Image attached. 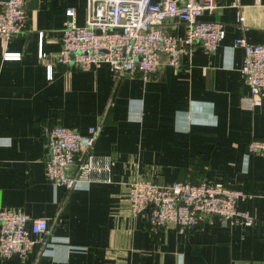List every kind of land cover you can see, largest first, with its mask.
Wrapping results in <instances>:
<instances>
[{
	"label": "crops",
	"instance_id": "1",
	"mask_svg": "<svg viewBox=\"0 0 264 264\" xmlns=\"http://www.w3.org/2000/svg\"><path fill=\"white\" fill-rule=\"evenodd\" d=\"M214 3L200 16L223 24L214 52L196 44L177 69L162 64L148 80L130 72L115 82L106 63L85 71L56 65L47 79L36 56L38 33L43 52H57L66 8L82 25L85 0H24L23 32L6 46L0 40V208L45 217L56 242L48 254L35 256V244L0 264H264V155L246 152L249 139H264V105L242 103L249 97L242 50L231 48L236 37L264 44V0ZM165 28L183 33L179 22ZM3 51L20 58L3 60ZM104 110L91 151L111 158L110 182L67 191L46 182V128L84 132ZM137 178L241 189L250 196L236 207L250 209L253 222L209 213L183 233L170 222L151 233L149 205L129 208L128 184Z\"/></svg>",
	"mask_w": 264,
	"mask_h": 264
},
{
	"label": "built area",
	"instance_id": "2",
	"mask_svg": "<svg viewBox=\"0 0 264 264\" xmlns=\"http://www.w3.org/2000/svg\"><path fill=\"white\" fill-rule=\"evenodd\" d=\"M215 7L214 0H85L83 24L76 25L74 9L66 8L58 51L43 52L41 33H38L36 56L47 79L56 65L85 71L106 63L115 82L130 72H137L145 81L162 64L177 69L196 44L208 54L216 50L224 37L223 24L200 19L204 11ZM25 18L24 0L0 3V40L4 46L23 32ZM236 20L242 21L239 12ZM172 21L183 25L181 35L166 30L165 24ZM231 48L242 50L239 72L249 88V97L242 103L250 108L264 105V44H251L243 37H236ZM1 56L3 60H18L20 53L3 51ZM105 111L84 132L60 124L46 128V182L66 191L90 182H110L111 158L91 151ZM246 152L264 155V139H249ZM246 196L250 194L222 182L173 181L160 185L137 178L127 188L132 212H140L149 205L147 228L151 233H156L166 222L183 233L195 228L209 213L249 226L253 222L251 210L236 207V201ZM50 224L45 217H30L19 208H0V258L23 257L35 244V256L48 254L56 242Z\"/></svg>",
	"mask_w": 264,
	"mask_h": 264
}]
</instances>
